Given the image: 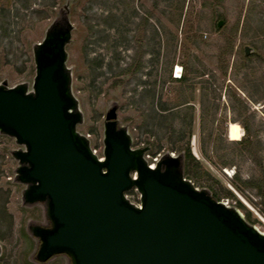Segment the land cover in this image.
Here are the masks:
<instances>
[{
    "label": "rangeland",
    "instance_id": "rangeland-1",
    "mask_svg": "<svg viewBox=\"0 0 264 264\" xmlns=\"http://www.w3.org/2000/svg\"><path fill=\"white\" fill-rule=\"evenodd\" d=\"M251 1L259 5L258 15L245 31ZM66 3L72 26L66 68L82 115L76 132L103 157L105 114L115 106L131 149H147L144 159L151 163L177 155L190 130L195 161L185 166L184 178L236 208L264 234V195L245 184L254 180L264 193V0H0V84L31 87L33 48ZM111 17L110 27L105 22ZM245 48L256 54L251 61L243 59ZM94 61L101 67L93 72ZM138 61L137 73L124 72ZM176 77L185 83L172 81ZM151 94L154 106L176 113L172 130L142 128ZM242 124L250 129L248 137ZM181 130L186 136L177 141ZM243 138L249 147L234 143ZM16 148L12 138L0 135V264H35V247L22 232L27 220L41 221L42 213L23 207L22 186L12 183ZM127 197L137 204L135 190Z\"/></svg>",
    "mask_w": 264,
    "mask_h": 264
},
{
    "label": "water",
    "instance_id": "water-1",
    "mask_svg": "<svg viewBox=\"0 0 264 264\" xmlns=\"http://www.w3.org/2000/svg\"><path fill=\"white\" fill-rule=\"evenodd\" d=\"M68 10L66 3L33 48L31 87L0 84V134L22 147L14 156L27 165L17 172L32 185L25 197L45 202L52 224L36 233L37 259L65 254L71 264H264V234L185 179L179 157L165 154L150 167L147 149L132 150L126 129H116L115 106L105 115L103 161L76 132L82 115L66 68ZM133 189L139 205L125 196Z\"/></svg>",
    "mask_w": 264,
    "mask_h": 264
},
{
    "label": "trees",
    "instance_id": "trees-1",
    "mask_svg": "<svg viewBox=\"0 0 264 264\" xmlns=\"http://www.w3.org/2000/svg\"><path fill=\"white\" fill-rule=\"evenodd\" d=\"M258 7H259V5L258 6L255 5L253 3V1H251L249 3V7H248V10L246 11V15H245L244 22H243V30L247 31V30L251 29V27H252L251 22L254 19L253 17L258 15V13H256V9ZM108 20L109 21H106L105 23H107V25H109L111 27L112 23H114L115 20H114L113 17H111L110 19L108 18ZM263 26H264V22H263L262 27ZM262 43H264V41ZM254 50H256V49L254 48ZM243 53H244V51H243ZM254 56H256V54L253 51L247 57L244 55L243 59H244L245 62L251 61L250 58H253ZM100 67H101V62L94 61L92 63L93 72L95 70H97L98 68H100ZM108 68H109V70L112 69V67L110 65H109ZM140 69H141V62L138 61L135 65H133V64L129 65L124 70V72L137 73V71H139ZM172 81L178 82V83H185L186 80H185L184 77H179V78L172 79ZM148 94H149V92L144 91L142 98H146V96H148ZM151 95H152L151 103H150L151 104V109L148 111V114L146 115V123L142 126V128L144 130H163V129L166 130V128L170 127L171 130H172L171 123L173 122L174 118L176 117V113L168 112L165 106H159V107L154 106V95L153 94H151ZM189 125H190V122L186 126L190 127ZM242 127L245 130V135L248 137L249 133H250V129H249L248 125L247 124H242ZM178 135L179 136L176 139H177V141H180V140H182L184 138V136H186V131L181 130L180 132H178ZM189 136H190V130L188 131L187 138L185 139V142H184L185 148L182 149L181 151H179V153H181L183 155V164H184V174L185 175L187 174L186 173L187 171H186V168H185L187 163L195 161L194 157L191 155L190 148H189ZM234 143H239L241 145H244V147H246V148L250 146L248 138H243L241 141L234 142ZM174 144H175V142H174ZM198 167L199 166H198V164L196 162V165H194V169L197 170ZM245 184L250 186V187H253V188H258L259 194L264 195V193L262 192V186L260 187L258 185V183L255 182L254 180L245 182ZM263 190H264V186H263ZM211 196H212V198L214 200H216L214 194L211 193Z\"/></svg>",
    "mask_w": 264,
    "mask_h": 264
},
{
    "label": "flooded vegetation",
    "instance_id": "flooded-vegetation-1",
    "mask_svg": "<svg viewBox=\"0 0 264 264\" xmlns=\"http://www.w3.org/2000/svg\"><path fill=\"white\" fill-rule=\"evenodd\" d=\"M104 124H105V121H104ZM104 124H103V132H104ZM116 129L117 130L122 129V127L119 126V124H118L117 121H116ZM12 140L15 142L14 139H12ZM15 145L17 146V148H16V150H14L11 153V158L16 162V168H15V171H14V174H13L12 183L22 186V190H21V193H20V199H21L22 206L25 207V208H27V210H31V211L37 210V211H39V212L42 213V215H41V221H37L33 217H31L30 220H27V224H26V228H25L26 230H24L22 232L24 238L26 240H28V243L31 242V244H33L34 247H35L34 255H33L34 262H35V264H48L52 260L57 259V258H60L61 260H63V264H71L70 258L67 255H65V254L53 255L50 258L46 259L45 261H39L37 259V254H38V251H39V248H40L41 243H40L39 238L36 236V233L39 230H41V229L42 230H49V229H51L52 228V224H51V221L49 220L48 215H47L45 202L29 201L25 197L28 188L30 186H32V185L31 184H24V183H22L19 180L18 176H17L18 170L20 168L26 167L27 165L20 164V162L15 158L14 155H17L18 152H21L22 151V147L19 146V145H17L16 142H15ZM174 156L175 157L177 156V157L180 158V161H181V164H182V169H183V176H184L183 155L181 153H178L177 155H174ZM162 157L163 156H159V159L158 160H160Z\"/></svg>",
    "mask_w": 264,
    "mask_h": 264
},
{
    "label": "built area",
    "instance_id": "built-area-1",
    "mask_svg": "<svg viewBox=\"0 0 264 264\" xmlns=\"http://www.w3.org/2000/svg\"><path fill=\"white\" fill-rule=\"evenodd\" d=\"M92 152L94 153V154H96V152L94 151V150H92ZM98 159L100 160V161H103V157H98ZM158 159H154L151 163H149L148 162V165L150 166V167H154V164H155V162L157 161ZM132 176H133V174H132ZM133 190H135V189H133ZM136 191V190H135ZM137 192V191H136ZM129 193V192H128ZM128 193H125V196L127 197V194ZM128 198V197H127ZM129 199V198H128ZM130 200V199H129ZM131 201V200H130ZM136 205H139V199H138V202H137V204Z\"/></svg>",
    "mask_w": 264,
    "mask_h": 264
},
{
    "label": "bare ground",
    "instance_id": "bare-ground-1",
    "mask_svg": "<svg viewBox=\"0 0 264 264\" xmlns=\"http://www.w3.org/2000/svg\"><path fill=\"white\" fill-rule=\"evenodd\" d=\"M177 75H179L180 73V68L179 67H176V72H175ZM177 78V77H176ZM263 109H264V104H263ZM235 132H238V130L236 128H232L231 129V133L234 134ZM234 172V171H233ZM231 173V172H229Z\"/></svg>",
    "mask_w": 264,
    "mask_h": 264
}]
</instances>
